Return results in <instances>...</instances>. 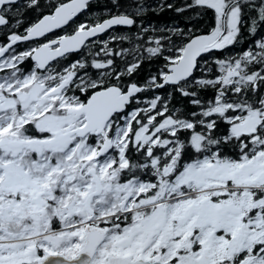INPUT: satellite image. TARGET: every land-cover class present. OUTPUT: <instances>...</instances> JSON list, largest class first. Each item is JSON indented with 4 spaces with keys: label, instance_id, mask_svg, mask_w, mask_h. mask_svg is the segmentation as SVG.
I'll return each instance as SVG.
<instances>
[{
    "label": "snow or ice",
    "instance_id": "6c2138e0",
    "mask_svg": "<svg viewBox=\"0 0 264 264\" xmlns=\"http://www.w3.org/2000/svg\"><path fill=\"white\" fill-rule=\"evenodd\" d=\"M92 2L26 0L20 32V0H0V264H264V0H111L76 23ZM165 9L213 23L137 25Z\"/></svg>",
    "mask_w": 264,
    "mask_h": 264
},
{
    "label": "trees",
    "instance_id": "16d2710c",
    "mask_svg": "<svg viewBox=\"0 0 264 264\" xmlns=\"http://www.w3.org/2000/svg\"><path fill=\"white\" fill-rule=\"evenodd\" d=\"M45 3H47V0H44ZM132 0H121V3L127 7L129 3H131ZM144 3L151 5L153 8H158L159 4L162 2V0H143ZM169 2L173 3L174 5L179 6L183 2V0H169ZM16 7L21 8V15L15 18H11L12 22H15V19H19L22 21L17 31L23 32L24 28H26L31 22H33L37 16L36 12H33L31 10H28L26 8V0L20 1V3L16 6H14V10ZM115 11V8L111 4V0H93L92 4L90 5V8L85 13L81 14L79 17L76 18V23H80L82 21H90V19L97 17V16H107L108 11ZM121 11L124 10V8L120 9ZM130 10V9H129ZM191 17V18H190ZM141 22L144 24L145 27L149 28H155L157 29V34H159V29L164 28L166 31L167 29H181L184 31H187L188 28H194L199 29L201 33H206L208 31V26L213 23L211 15L204 16L202 18L196 17L194 13L186 12L183 14L177 13L174 9H165L163 12H159V14H148L143 18H137V25L139 26ZM71 31V29H69ZM137 31L136 28H133L131 32H129L127 29L124 28H117L115 29L114 34H127L132 35ZM108 33L104 34L100 37L101 40L107 39ZM166 43V42H165ZM113 47L114 51H120L123 48H128L130 45L128 43H116L114 45H110ZM18 50H23V46L19 48ZM96 49L94 48L93 51ZM227 51H230L232 54H236L241 51L240 47H236L233 49H229ZM146 55V54H145ZM102 57H97V59H100ZM217 58H223V57H217ZM77 59H81V57L72 54L67 60H64L63 63L67 65L69 62L75 61ZM92 57H87V61L90 65ZM132 56H126L124 58L116 57L115 62L120 68L124 67L125 61H132ZM163 61L162 58L159 60H153L148 61L145 60L141 64V67L137 70V72L130 78L132 82L137 83L138 85H143L144 82L150 78L151 75H155L159 68L162 66ZM212 61H209L208 67H212ZM23 68L27 70L28 65H23ZM89 74H94L95 70L91 69L89 67L88 69ZM198 78H203L204 76H208L212 78L214 76V71H197L196 73ZM128 79V78H126ZM155 95H160L163 99H168V90L162 89V90H156L153 91H147L138 94V99L140 101V106H146L145 101L150 100L154 98ZM212 96L211 91L202 94V102L205 106H207V103L210 101V98ZM170 108H180L187 112L190 111H201V108L199 107H193L187 99L183 97H179L177 94V99L172 100L171 104L169 105ZM137 107L136 103L133 102V104L130 106L129 111L132 110V108ZM141 177L143 179H147V176L144 174H141Z\"/></svg>",
    "mask_w": 264,
    "mask_h": 264
},
{
    "label": "water",
    "instance_id": "95a60500",
    "mask_svg": "<svg viewBox=\"0 0 264 264\" xmlns=\"http://www.w3.org/2000/svg\"><path fill=\"white\" fill-rule=\"evenodd\" d=\"M20 1H23V0H20ZM79 17V16H78ZM106 34V33H105Z\"/></svg>",
    "mask_w": 264,
    "mask_h": 264
}]
</instances>
